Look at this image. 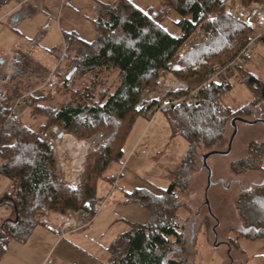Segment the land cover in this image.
I'll return each instance as SVG.
<instances>
[{"label": "trees", "instance_id": "1", "mask_svg": "<svg viewBox=\"0 0 264 264\" xmlns=\"http://www.w3.org/2000/svg\"><path fill=\"white\" fill-rule=\"evenodd\" d=\"M164 2L165 8L147 10L131 0L100 5L92 21L93 40L84 41L76 33H68L65 53L68 68L60 84L65 91L77 77L89 79L84 87L72 88L68 100L56 106L41 105L39 101L45 99L47 93L38 96L31 89L15 88L7 94L0 93V173L11 181L9 192L2 196L11 212L0 227V257L10 240L25 242L36 226L49 225L48 218L52 214L66 217L68 211L81 209L96 213L93 204L99 198L98 183L113 181L104 172L110 165L121 163L125 141L137 118L146 113V109L136 106L142 92L157 88L159 73L167 70L186 84V89L166 94L187 96V101L165 115L172 133L187 141V152L175 172L177 180L171 181L165 190L155 194L137 188L125 194V203H140L150 210L151 218L117 235L109 245L107 260L98 264H177V257L170 253L183 241L178 212L181 207L191 209L180 200V192L195 165L197 149L220 145L227 121L238 118V114H250L254 104L264 100V87L256 102L233 109L221 99L233 89L229 75L241 71L245 77V67L227 68L215 80H209L213 65L226 67L247 45L252 32L224 11V0ZM251 2L264 5V0H243L244 5ZM168 9L179 15L175 22L178 35H171L161 24ZM197 28L202 30L203 36L199 41L192 40L179 55L180 48ZM260 38L264 40V33ZM13 63L19 66V62ZM72 69L75 72L67 79ZM104 71L117 73L118 83L113 91L98 89L103 84L100 74ZM19 72L16 68L15 73ZM20 99L45 118L39 127L41 131L57 125L79 138L103 132V139L87 157L76 186L58 178L52 150L43 139L29 129L17 113L8 118ZM256 119L262 120L261 117ZM259 144L264 147V142L250 141L247 154L229 163L232 173L255 170L249 154ZM212 150L216 149L203 152L201 159ZM236 207L248 228L244 233L264 242V185L242 191Z\"/></svg>", "mask_w": 264, "mask_h": 264}, {"label": "rangeland", "instance_id": "2", "mask_svg": "<svg viewBox=\"0 0 264 264\" xmlns=\"http://www.w3.org/2000/svg\"><path fill=\"white\" fill-rule=\"evenodd\" d=\"M111 1L112 0H0L1 93L7 94L12 92L14 91L13 88L28 91L41 87L38 91H33V93L38 96H44L47 93V97L39 101V103L41 105L56 106L70 98V90L72 88L84 87V85L89 82V79L83 76L77 77L65 91L60 84V78L68 68V63H66L67 61L65 58L68 33L73 31L84 41L93 40L95 37V29L92 23L95 17L94 5H96L97 11L98 6L106 5L111 3ZM131 1L142 10L166 7L164 0ZM178 19L179 15L173 10L168 9L167 16L163 19L161 24L171 35H178L179 29L175 25ZM201 32L202 30L197 28L193 36ZM250 36H252V32ZM183 47L184 45L180 50H182ZM16 61L19 62V66L13 65V62ZM243 67H245V77L241 75V71H239V73L237 72L235 75H229L233 83V89L224 94L221 99L222 103L230 105L233 109L241 106L244 108L247 103L256 102L261 95L260 89L264 87L263 39H256L254 45L249 48L248 57H245ZM16 68L17 71H20L19 73H15ZM43 68L47 70L43 71ZM70 72L72 73L69 78H67ZM74 72L75 69L70 70L66 78L70 79ZM162 72L171 73L170 71L162 70L159 75ZM171 74L173 75V73ZM50 75L53 86H43ZM173 76L178 79L175 75ZM100 79L103 84L99 85L98 89L107 88L109 91H113L118 83L117 73L115 71L102 72L100 74ZM178 80L183 82L180 79ZM183 83L185 84V82ZM161 89L162 87L157 79V88L153 90H144L140 99L145 96H163L166 91ZM15 108L23 123L40 136L49 128L57 126L52 125L46 130L41 131L39 127L44 124L45 118L35 113L33 111V106H28L20 99V103H16ZM144 116H147L146 113ZM257 117H261L262 121H256L251 126L236 120L238 118H244L253 121ZM154 118L148 117L147 120L152 121ZM158 118H161L157 121V124H159L158 127L149 135L159 136L160 138L163 136L166 137V141L171 142L166 143L159 139L158 143H156L158 147L156 154H152L145 146L142 147L144 152L141 153V151H139L138 156L141 159H146V163L144 165L140 163L139 166H143V168L138 167V170H130L123 161H121L122 164L110 165L105 170L104 174L106 176H113L116 181L113 185L108 181H99L97 194L103 195L104 198H106L105 203L100 209L102 212L107 210V213L106 215L104 214L105 216L101 219L102 221L97 227L95 226L96 222L92 225L90 224L91 226L89 225L90 227L88 229L90 233H88L87 236L88 240L84 242L85 245H87L88 251L97 252L98 250L96 247L98 246L100 250L99 253L103 256V247H105V242L109 237H114L115 239V236H117L116 233H124L130 230L133 225L144 224L151 218L150 210L140 203H128L125 205L127 208L124 207L123 201L120 205L115 203L117 201V195L119 196L118 192L121 189L124 190L127 183L132 182V187L152 189L153 185L151 183H153V181L161 184L162 178L164 179L168 174H171V181L177 180V176L175 175L178 168L177 165L186 154L188 143L184 138L178 136L181 137L182 140H185L184 145L182 144V151L179 153L173 140H170L171 129L168 126L166 115H159ZM238 118L235 117L234 120L237 126V132L232 139L229 153L224 156L214 154L207 159V165L209 168L211 167L209 170H212L211 183L209 186L207 182L208 172L207 168L202 165L201 154L211 149L220 151H225L227 149L228 140L233 131L231 120L229 119L227 121L223 131V141L220 145H213L210 149H205L203 147L197 149L198 153L196 155L195 165L191 169L192 171H190L187 185L180 192V200L189 205L192 209L181 207L178 212L180 217L178 220L181 225L180 230L183 234V241L179 246L175 245L170 253V256L177 257V264H264L263 241L248 237V235L244 233V231L248 230L247 227H241L243 231L232 228L224 233L225 229L220 225L223 220L224 223H229L227 226L235 225V219L240 217V215L234 200L238 198V195H240L242 191L251 187L264 185V147L260 146V144L249 154L250 163L251 165H255V170L234 174L231 172L230 168L227 167L231 161L247 154V147L250 141L256 140L258 143L264 142V100L254 104L250 114H238ZM137 120L139 122L144 121V125L147 123V120L141 116L138 117ZM162 120L165 123H163ZM59 128L62 129L61 127ZM134 130L135 129L129 133L126 142L134 135ZM64 133L79 142L86 141L88 143L85 159L82 162L83 169L80 173L81 176L87 157L92 149L103 139L104 134L100 131L88 138H79L71 133ZM69 137H67V139ZM65 151L69 152L62 160L63 170L56 174L58 178L61 179L68 174V170H65V168L71 165L70 163L74 156L72 149H65ZM135 155L136 154H134V156ZM174 164H176L175 168ZM171 166L173 170H170ZM218 178L224 180L223 184L221 182H215ZM229 180L239 181L241 187L232 188L231 185L229 190H227V182ZM63 181L66 183L65 180ZM168 185L167 183L164 188L168 187ZM116 205L118 207H115ZM211 205L212 207H210ZM210 209H212V213L218 218L219 226L217 219L211 217L209 213ZM69 212L72 213L74 211H68L67 216ZM53 215L54 214L51 216ZM116 215H122L127 221L122 222L118 220L117 222L115 220L117 217ZM101 216L102 215H100V217ZM48 221L51 223L52 218L49 217ZM58 226H60V224ZM102 229L103 232H100ZM84 232H87V230ZM98 234L100 235L99 237ZM23 251L17 256L15 254H13V256L12 254L9 255L8 260L2 264H29V262H26L28 258L26 254H28V251ZM107 255L109 256V249ZM103 261H106V258Z\"/></svg>", "mask_w": 264, "mask_h": 264}, {"label": "crops", "instance_id": "3", "mask_svg": "<svg viewBox=\"0 0 264 264\" xmlns=\"http://www.w3.org/2000/svg\"><path fill=\"white\" fill-rule=\"evenodd\" d=\"M115 1L116 0H112L111 3H108V4H112ZM94 10H95V17H94L95 19L98 14L96 11V5H94ZM1 62L2 61H0V64ZM44 70H47V69L43 68V71ZM39 88L41 87H37L34 90H37ZM159 115L165 116V114H158L152 121L147 120L148 116H141V117H144L145 120H147V123H145L144 125L143 124L144 121L139 122L137 120L132 130L130 131L132 132L133 129H135L134 135L127 142L125 141V144L123 146V158H122L123 163H125V165L130 170H138L137 169L138 167L143 168V166H139V164L141 163L144 165L146 163V159H141L138 156L139 155L138 152L141 150H144L142 149V147L145 146L147 149H149V151L152 154H156L158 151V147L156 146V143H158L159 139H161L163 142H166V143L171 142V141L170 142L166 141V137H163V136L160 138L159 136L149 135L153 131L156 130V127H158L159 124H157L158 123L157 121L161 119V118H158ZM163 123L165 122L163 121ZM167 123H168L169 128L171 129L168 120H167ZM247 125L251 126L253 124H247ZM178 136H181V135L173 134L172 130L170 131V138H171L170 140H173V143L177 151L180 153L182 151V144L184 145L185 140L184 139L182 140L183 138L182 136H181L182 138ZM134 154H136L137 156L136 155L134 156ZM181 161L182 159L179 161L177 166H179ZM175 166L176 164H174V168ZM227 167L229 168V165ZM172 168L173 167L171 166L170 170H173ZM170 179H171V174H168L167 176H165L164 179L162 178L161 184L157 183L156 181H153V183H151L153 185L152 189L150 188H145V189H148L151 192L158 194L159 192L167 188V187L164 188V186L167 183L168 184L171 183ZM114 182L116 181L113 178V181L109 183L113 185ZM132 186H133L132 182L127 183V186L125 187V189L124 190L121 189L118 192L119 196L117 195V201L115 203L120 205V203L123 201V205L124 207H126L125 205H127V203H125V197H124L125 194L132 191L133 189H137V187H132ZM10 187H11V181L0 173V227H1L2 222L9 217L10 212H11L8 204H6L3 201L5 197H2L4 193H7V191L9 192ZM98 196L99 198H104L103 195H98ZM115 207H118V206L116 205ZM106 213H107V210H104L102 212V210L100 209L96 213L91 225L96 222L95 226L97 227L98 224L101 223L102 221L101 219L106 215ZM100 215L102 216L100 217ZM116 216L117 217L115 220L117 222L118 220L122 222L127 221V219H125L122 215H116ZM51 218H52V222L51 223L49 222L48 226H42V225L36 226L25 242H18L15 240H10L9 243L7 244V248L5 252L0 257V264L5 263L8 260L9 255L12 254L13 256V254H15L17 256L20 253H22L23 250H24L23 252L28 251V254H26L28 256V258L26 259V262H29V264H41L42 261L45 259V257L48 255L52 258V261H53L52 264H98L100 261L105 260V258L107 260L108 258L107 253L109 249L108 246L114 240V237H109L108 240L105 242V247H103L104 254L102 256L99 253L100 250L98 246L96 247L98 250L97 252H93V251L90 252L87 250V247H86L87 245H85L84 243L85 241L88 240L87 236H88V233H90L88 228L91 225L86 228H83L82 230L69 232V233H66L64 236H62L59 230H57V226L61 224L65 220L66 217L51 216ZM86 230L87 232H84ZM100 232H103V229ZM116 234L118 235L119 233H116ZM99 236L100 235L98 234V237Z\"/></svg>", "mask_w": 264, "mask_h": 264}, {"label": "built area", "instance_id": "4", "mask_svg": "<svg viewBox=\"0 0 264 264\" xmlns=\"http://www.w3.org/2000/svg\"><path fill=\"white\" fill-rule=\"evenodd\" d=\"M224 11L236 21L247 25L252 30V36H250L247 45L240 51V53L236 56L235 59H233L230 63H228L226 67H221L218 64L213 65L214 72L210 74L209 80H215L217 75L220 72L225 71L227 68H234L235 66L238 65L243 66L249 48L252 47L254 45V41L264 33L263 4L257 2H251L248 5H244L243 0H224ZM202 36H203L202 32L200 34H196L195 36L192 35L188 40V42L184 45L183 49L180 50L178 54L179 55L183 54L192 40L199 41V39ZM158 81L162 89L166 91L164 95L159 97L158 96L142 97L136 105L137 108L146 109V115L150 118H154L157 114H165L171 108H180L183 102L187 101V96L175 97L172 95L170 96L166 95L167 93H172L178 90L186 89V85L183 82L176 79L171 73L162 72L159 75ZM43 86H48V87L53 86L51 75L49 78H47ZM39 89L34 91H38ZM25 97H27V95H25ZM16 103H20V100H18ZM15 106L16 104L14 105L12 112L8 115V118H13V115L17 113ZM64 132L65 131H63L59 127L54 126L49 128L47 131H44L41 134V136L39 135L46 143V145L49 146L50 149L52 150L55 161L56 174H58L61 170H63L62 160L65 156L68 155V152L64 150V142L69 136ZM74 140L78 141L76 139ZM65 149H72V148H65ZM142 152H144V150H141V153ZM73 153L75 154L74 150ZM82 169L78 171V173L74 176L73 180L68 178V174H66L62 179L65 180L67 184L74 187L77 184ZM105 201L106 198H98L94 202L93 207L95 208L96 213L100 210V208L103 206ZM96 213L91 214L89 211L83 209L74 211L72 213L69 212V215L64 220V222L57 227V230H59L60 234L64 236L66 233L86 228L92 223ZM52 262H53L52 258L48 255L45 257V259L42 261L41 264H52Z\"/></svg>", "mask_w": 264, "mask_h": 264}, {"label": "bare ground", "instance_id": "5", "mask_svg": "<svg viewBox=\"0 0 264 264\" xmlns=\"http://www.w3.org/2000/svg\"><path fill=\"white\" fill-rule=\"evenodd\" d=\"M65 148H72V150L75 151V154L73 156V159L71 160V165L67 167L65 170H68V178L71 180L74 179V176L78 173L79 170L82 169V162L85 159L86 151L88 148V143L86 141H75L71 138L66 139L64 142V150ZM69 152V151H68ZM69 170H73L72 172Z\"/></svg>", "mask_w": 264, "mask_h": 264}, {"label": "water", "instance_id": "6", "mask_svg": "<svg viewBox=\"0 0 264 264\" xmlns=\"http://www.w3.org/2000/svg\"><path fill=\"white\" fill-rule=\"evenodd\" d=\"M72 72H70L68 75H67V78H69V76H70V74H71ZM235 118H233L232 120H231V125H232V128H233V131H232V134H231V137H230V139H229V141H228V146H227V149L225 150V151H220V150H212V151H210V152H207V153H204L203 155H202V165L204 166V167H206L207 168V172H208V180H207V182H208V186L210 185V183H211V170H209L210 168H209V166L207 165V159H208V157H210L211 155H214V154H220V155H226V154H228L229 153V151H230V147H231V143H232V139L234 138V136H235V134H236V132H237V126L235 125ZM236 120H239V121H241V122H244V123H247V124H254L256 121H260V120H258V119H256V120H253V121H249V120H246V119H244V118H238V119H236Z\"/></svg>", "mask_w": 264, "mask_h": 264}, {"label": "flooded vegetation", "instance_id": "7", "mask_svg": "<svg viewBox=\"0 0 264 264\" xmlns=\"http://www.w3.org/2000/svg\"><path fill=\"white\" fill-rule=\"evenodd\" d=\"M259 120V119H258ZM260 121H262V120H260ZM211 172H212V170H211ZM212 176V175H211ZM216 183L218 182H221L222 184H223V182H224V180L222 179V178H218L216 181H215ZM231 185H232V188H238V186L239 187H241V183L239 182V181H237V180H229L228 182H227V190H229V188L231 187ZM238 197H239V195H238ZM236 200H237V198L234 200V202H236ZM208 201V200H207ZM204 202V201H203ZM209 205H210V203H209ZM210 207H212V205L210 206ZM209 208V207H208ZM207 211H208V209H207ZM209 213L211 214V217L213 218V219H217V221H218V226H219V220H218V218L212 213V209H210L209 210ZM214 215V216H213ZM224 221V220H223ZM222 221V223L220 224L221 226H223V228L225 229V231H224V233H226V232H228L229 230H231L232 228H235V229H240V231L242 230L243 231V229L242 228H245V226H244V223H243V221L241 220V217H237V219H235V222H234V226H227V224H229L228 222L227 223H224ZM232 222V221H231ZM233 223V222H232ZM220 226V227H221ZM242 227V228H241ZM224 242H226V241H224ZM179 249V248H178Z\"/></svg>", "mask_w": 264, "mask_h": 264}]
</instances>
